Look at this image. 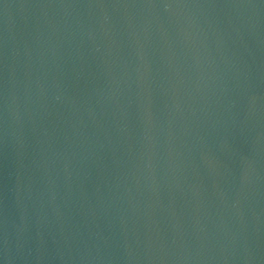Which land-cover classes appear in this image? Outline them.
<instances>
[{
    "label": "water",
    "instance_id": "1",
    "mask_svg": "<svg viewBox=\"0 0 264 264\" xmlns=\"http://www.w3.org/2000/svg\"><path fill=\"white\" fill-rule=\"evenodd\" d=\"M0 264H264V0H0Z\"/></svg>",
    "mask_w": 264,
    "mask_h": 264
}]
</instances>
